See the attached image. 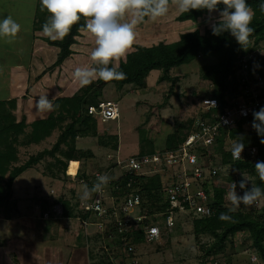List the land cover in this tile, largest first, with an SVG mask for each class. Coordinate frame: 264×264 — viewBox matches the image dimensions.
<instances>
[{
	"label": "rangeland",
	"instance_id": "1",
	"mask_svg": "<svg viewBox=\"0 0 264 264\" xmlns=\"http://www.w3.org/2000/svg\"><path fill=\"white\" fill-rule=\"evenodd\" d=\"M10 1L13 4V9L16 11H18V8L21 9L20 12H14V16L12 17L18 18V14L20 15V19L22 20L21 28L24 31L25 38L20 42V46L23 44V47L21 46L23 50L21 49L22 52H20V55H13L12 57L0 56V66L4 65L6 61L11 60L13 63L8 67L16 74L13 76V81L14 83L19 81L22 83L24 82L23 79L27 77V74H17L14 70L16 67L22 66L23 70L26 69L28 72L39 75L41 72H44L47 69L50 70L53 67L59 56V48L50 45L48 41L51 39L45 36L42 30H38V28L35 30V27H33L35 22L33 23L31 20H36L40 0H37L36 4L34 0ZM5 2L7 3L8 0H0V6ZM26 13H29V15L24 16L23 14ZM181 14L182 13L177 9L174 0H171L167 14L155 19L149 17L147 21H142V19L139 18L138 22L134 25V30L136 32L135 41L131 50L127 54L134 50L135 45L153 46L160 41L173 42L179 39L180 35L183 33L197 29L204 31L220 19L219 11H208L204 18L198 22H181L178 20ZM133 18L134 17L131 13H127L124 22H131ZM37 19L39 20V18ZM31 28L34 31H32ZM28 31H31L32 35L35 36L36 41H33V44L35 43V47L36 44H38L36 50L31 47L29 48L28 46V43H30V40L28 39L30 33ZM19 37L21 38V35ZM42 44L43 48H41ZM249 46L251 47L248 48L247 53L250 55L249 58L254 57L257 55L256 52L261 50L260 57L257 58L258 64L261 66L263 63L262 59L264 58L263 45L257 48L254 45V42H250ZM94 48L95 37L86 29L81 31L76 38V43L71 48L73 52L72 55L68 57L60 67L55 68L51 73H47L43 80L35 81L32 84L28 83L31 85L29 94L31 97H29L24 104V108L31 112V116H33L32 118L35 122L42 118L45 119V113L39 112L36 109V102L41 95H47L49 100L56 97L55 99L57 100L63 97L73 96L82 90L84 86L80 85L73 73L78 67L91 68L95 66V62L91 59V51ZM28 50H30L31 54H28ZM126 56L116 62V67H119L121 61H125ZM18 57L21 62L20 66H16L14 63L18 61ZM215 63H217V59L210 56H201L191 64L173 69L171 71L173 82H159L162 71H152L146 79L147 88L145 89H140L132 85L126 86L124 89H118L114 84L108 85L103 90L102 95L99 96L98 102H113L116 107L119 108V118L117 120L106 122H101L99 118H94L97 121L98 136L77 138V150L84 151V154L80 155V167L78 172L81 171V169L82 171L87 170L93 184L96 182L98 174L105 173L111 177L110 182L116 183L121 177H124L127 174V171L130 170L128 165L126 167V163L129 164L133 158H137L140 155H150L147 154V152L152 148L155 149L154 154L166 151L168 149L167 140L171 134L176 130L186 133L189 131L193 122V126H195V122L198 118H203L207 115L203 110V99L211 90H213V85L211 82L203 79V69L205 66ZM253 69H251L252 74L251 71L249 72L247 69L241 70L237 74V79L244 76L253 79L255 76ZM11 70L6 74V77L9 76ZM23 70H18V72L21 73ZM247 82L251 84L252 81ZM251 87L254 88V86ZM57 93L58 95L56 96ZM238 96L235 99L240 100L241 97L238 98ZM1 97L2 94H0V98ZM230 101L232 102L233 99H230ZM6 108L7 107H5V109ZM18 115V113H15L16 117ZM27 115L29 114L24 113V116L19 115L18 121H21L24 117L26 122L29 121L28 126H30L32 120L31 117L28 120ZM66 123H69V120ZM66 123H64V125H66ZM252 123L253 122L250 121L244 126V131L247 135L256 132L252 127ZM79 127L82 130L87 129L82 125L78 126V128ZM31 132L32 128L28 127L25 130V133L18 138L19 144L16 145V148L18 151L17 154L19 155V161L16 163L17 166L24 165L31 157L38 155L42 150H51L57 143L61 133L60 130L57 129L51 136L40 142L38 146H33L34 148L31 146L25 147L29 144H24L23 142H25L26 136ZM116 143L118 144L117 150L113 149V146L116 145ZM2 145L3 144H0V147L5 151L6 149L3 148L6 147ZM61 149L65 152L68 147L62 145ZM209 150H212V152H208L210 155L221 157L220 151H215L213 149ZM143 151L146 153L144 152L145 154H141ZM203 153L204 155L201 157L200 164H205L206 161H208L207 156H205L206 152L202 151L201 154ZM245 156L246 155H242L243 159ZM58 157L63 161H67V159L59 153ZM175 160H177V162H174ZM158 161V164H155L154 166H150V164L147 168L139 170L138 173H146V176L149 177L159 173L161 175L160 178L163 181L162 183L168 186V188H172L177 183H179V185H182L183 183L184 185L187 184L185 186L189 187L190 192L192 190L200 191L202 188L204 190L211 189L214 185L225 187L228 184V187L230 188L231 184L229 179L232 176L234 178L231 182L233 181L236 183H238L237 181L241 180L243 177L248 181L253 178V176L247 174L233 173L232 166L223 164L219 165L220 161L218 160L210 164V167H213L212 164L214 163V165H219L214 167L216 168L217 174L213 173L211 169H206L205 172L207 178L201 182L196 180V175H194V177L191 176L194 174L192 169H195L196 167L190 165L189 159L186 155L179 159L177 157L172 158L169 156L165 163L172 166L170 169H165L164 165L162 166L161 160ZM170 162L172 164H170ZM53 163L54 159L47 157L40 162L39 166H37V171L35 170V176L33 177L37 178L36 176L38 172L40 173L38 180H40L42 176L48 179L44 178V182L38 181V186H35L36 189H33L32 192L24 191L22 194H19V189H16V192L18 193L17 196L21 199V216L18 220H32L34 218L35 227H43L45 229V231L44 229L39 230L42 233L39 237V242L42 243H40L38 248L43 254V261L40 263H56V255L51 257V252L46 250V248L51 246L53 248L63 249V253H61L60 256V259L63 260L61 264H91L93 262L90 260V253L98 258H112L115 264H125L127 259H129L126 249L118 246L115 243V239L105 238V240L102 241H95L94 239L96 233L100 232L101 228H104L106 231L107 229H115L113 225H111L113 221H92L93 223H88L87 226H85L79 218V216H81V211L86 209L88 202L91 201L94 194H92V197L88 201L82 202L80 196L83 192V184L78 180V177L70 178L68 176L66 178L61 170L62 166H58V164H54L55 167L52 166L53 171L46 170L53 165ZM14 167L15 166L12 164V169ZM45 170L46 173L49 174H43V171ZM149 171L152 173H148ZM171 172L173 173L172 176ZM29 173H32V170L24 173L21 177L26 178V175ZM182 177L184 178L182 179ZM9 178L10 174L8 173L7 176H5L4 182H0V195H3L1 190L2 185L6 183ZM174 178L178 179L173 181ZM195 181H198L199 184H195ZM105 189L107 188H104V190ZM108 189H111V186ZM108 189L107 193H105L106 197L110 196ZM14 193L13 190L12 200L9 203L10 210L7 215L15 216L14 219H17L18 217L14 215V208L17 205V202L14 200ZM40 195H42V197H47V201H42L39 205L42 208V211H34L33 207L37 197H41ZM184 195H186L185 192H183L181 196ZM61 196H65L66 199L72 200L74 204L79 202V208L74 210L76 217L70 219L64 218L56 221L44 220V210L48 211L51 206L48 199L49 201L54 202ZM192 196L193 195L190 193V197ZM182 202V200L175 201L174 206L180 205ZM260 206L261 205L258 207ZM251 209H254V207ZM37 214L39 215L38 217ZM130 214H132V216L138 214V209L130 211ZM5 215V213L1 214L0 218H9ZM156 215L158 218L154 217V219H157V222L161 219L163 220L160 214ZM194 219V216H191L189 212L184 211L180 215L176 214L175 222L177 221V223L172 230L163 231L162 223L160 227L163 232L158 241L154 243L145 242L143 245L136 247V258L139 260L140 264H214V262H219L220 264H264L259 257L256 261H253V256L259 255L252 248V240L248 232L237 234L232 240H228L227 248L224 253L207 257L206 253L214 243L215 238L209 235L198 237L194 232ZM5 222L4 226L2 225V229H4L3 234L0 233V238L4 241L0 244V247L2 248L3 246L7 248L9 243L8 235L11 236L12 234L10 232L11 230L8 229L11 221ZM11 223L14 224V221ZM17 225L19 226V224ZM13 228L17 229V226L15 225ZM80 229L83 230L81 231ZM84 231L88 232V236L84 234ZM13 235L16 234H12V236ZM87 238H90L89 241H87ZM10 240L12 243L6 251L7 254H5V256H9L12 259V264H23L22 259L24 258V255H30L31 252L35 250V246L32 245V242L35 243L36 239L31 240L28 238L26 241L24 237L20 238L16 236L12 237ZM4 243L7 244L4 245ZM13 244L16 248L12 247ZM73 247L77 248V252L70 257L68 254L71 253V248ZM21 250H23V252H21ZM10 251L13 253V256H11L12 253ZM24 251H26V253ZM33 254L36 256L37 251H34ZM1 255L3 256H0V263H4V252H2ZM28 259H31V256H29ZM75 259H77V261H75ZM28 264H31V262H28Z\"/></svg>",
	"mask_w": 264,
	"mask_h": 264
},
{
	"label": "trees",
	"instance_id": "2",
	"mask_svg": "<svg viewBox=\"0 0 264 264\" xmlns=\"http://www.w3.org/2000/svg\"><path fill=\"white\" fill-rule=\"evenodd\" d=\"M169 3H171V0H169ZM247 3L254 12V18L250 25L254 31L249 37V40L250 42H254L257 48L262 45L264 47V12H261L259 7L260 4L264 3V0H247ZM223 8V4L218 6L219 10H223ZM207 12V9L190 10L189 12L182 13L178 20L181 22H198L204 18ZM48 17L49 13L46 10L42 11L41 3H39L34 25L35 30H37L36 28L42 30V25L47 21ZM37 18H39V20ZM148 18L149 17L146 16L141 19L142 21H147ZM218 21H216L215 24ZM85 25L86 19L81 17L80 21L72 27L69 34L63 40L48 41L50 45L59 48L58 59L50 70L60 67L63 62L72 55L73 52L71 48L76 43V38L81 32V28H84ZM248 48H251L249 44L246 47H242L229 32H223L218 36L213 35L211 27L206 28L204 31L197 29L183 33L180 35L179 39L173 42L160 41L153 46L135 45L134 50L127 54L125 61H121L119 67H117L118 70H122L126 73L125 79L119 81H104L96 77L92 83L84 86L79 93L71 97H63L54 101V104L59 105V107L55 111L49 112L45 119L36 121L30 126L26 124L25 118L18 122L15 116V111L17 110L16 99L8 102L0 101V144L6 147L3 148L6 149L5 151L0 147V182H4L5 176L8 173L10 174L9 180L4 183L1 188L3 195H0V217L1 214L5 213V216L9 217L6 219H14L15 216H8L7 214L10 210L9 203L12 200L13 184L15 180L29 169L40 164V162L47 157L53 158L54 163L49 168L47 167L48 169L46 170L53 171V167H55L54 164H58V166H62L61 170L66 178L68 176L70 178L77 176L82 184H87L89 188H91L93 183L87 170L82 171L81 169V171L78 172L80 167V155L84 154V151L77 150L76 140L80 137L98 136L97 121L93 116L89 115L88 108L92 105L99 104L98 98L108 85L114 84L118 89H124L129 85L145 89L147 88L146 79L152 71H162L159 82H173V78L171 77V71L173 69L191 64L201 56H210L217 59V63L205 66L202 77L205 81L211 82L213 90H211L203 100L217 99L219 106L213 109V111L223 112L226 107L233 105L230 99L237 98L239 94H242L245 99H248V95L245 92L246 88L244 87L247 86V84L243 85L237 79L238 71L243 67L242 62L245 57L248 56ZM260 52L261 50L256 52L257 55H255V59H250L249 64L257 61V58L260 57ZM262 61L264 66V58ZM5 107L7 108L5 109ZM253 119L252 115L248 119L239 121L234 127L221 132L211 148L215 151H220L221 157L217 155L212 156L208 153L212 152V150L203 149V151L206 152L205 156L208 158L204 168L211 169L210 164L219 160V165L232 166L233 173L253 176L251 180L252 184L264 188V182L260 181L255 171L256 162L264 161V144L261 143L264 137L259 136L257 132L247 135L244 131L245 124L250 121L253 122ZM68 120L69 123H66ZM64 123H66V125H64ZM193 123L186 133L176 130L168 137V150H176L186 141L188 135H190L192 131ZM80 125L85 126L87 129L82 130L80 127L78 128ZM28 127L32 128V132L26 136V140L23 142L24 144H39L47 137L51 136L57 129L60 130L61 133L57 143L51 150H44L38 155L31 157L24 165L14 167L11 171L12 164L18 161V151L16 148V145L19 144L18 138L25 133ZM237 137L242 138L244 150L248 151L252 148L257 149L255 158H251L249 154H246L243 160L233 159L231 154V143ZM62 145L68 147L67 151H62ZM113 149H118L117 143L113 146ZM144 152L145 151L141 154L146 153ZM58 153L65 157L67 161L60 159ZM154 153L155 149L153 148L147 152V154L150 155ZM214 164L212 165L219 166ZM46 170L43 174H49L46 173ZM132 177V175L126 174L116 183L113 182L114 188L119 187L117 190L113 191V196L118 197V193L123 195L124 193L131 192L127 184ZM233 178V176L230 177V183ZM132 187L137 189V194L142 197L141 214H147L152 218L155 214L166 212V210L170 208L169 202L165 204L162 203L164 199L161 193V178L159 175L137 177ZM229 190L228 184L225 187L214 185L213 188L205 190L212 200V212L208 217L194 219V232L198 237L209 235L215 238L214 243L206 253L207 257L224 253L227 248L228 240H232L237 234L248 232L252 240V248L264 262V204H261L260 207H245L241 205L239 208L232 210L231 203L227 199V192ZM117 191L119 192L117 193ZM241 195H243V193ZM55 202L62 204L65 219L76 217L74 210L79 208V202L73 204L69 199H66L65 196H61L59 199L55 200ZM253 207L254 209H251ZM221 213L227 214L229 219L221 220ZM167 214L168 212H166V215ZM14 215L17 217L20 216V212L16 208H14ZM79 218L81 221L87 220L90 223H93L92 221H99L98 218H94L91 213L85 210L81 211V216H79ZM148 223V221H145L139 225L133 224L129 228V232L123 235L118 233L117 227L111 230L107 229V231L102 229L100 232L96 233L94 239L95 241H102L105 240V238L115 239V243L125 249L124 242L122 241L123 238H126L128 242L138 247L146 242L144 226ZM89 239L90 238H87V241H89ZM90 254V260L93 262L91 264H115L112 258H98L94 254ZM127 255L129 258L127 261L134 258V256Z\"/></svg>",
	"mask_w": 264,
	"mask_h": 264
},
{
	"label": "clouds",
	"instance_id": "3",
	"mask_svg": "<svg viewBox=\"0 0 264 264\" xmlns=\"http://www.w3.org/2000/svg\"><path fill=\"white\" fill-rule=\"evenodd\" d=\"M40 3L41 10L49 13L47 21L42 25V31L51 40H63L81 17L86 19V25L81 31L86 28L95 37V48L91 51V59L95 66L78 67L73 73L81 86L89 85L96 77L104 81L125 79L126 73L118 70L116 62L124 58L134 44L136 38L134 25L139 18L148 16L155 19L167 14L169 9V0H40ZM174 3L181 13L201 9H207L209 12L219 11L220 19L211 26L212 34L218 36L223 32H229L242 47L250 43L249 37L254 31L250 27L254 12L247 0H174ZM220 4L224 5L223 10L218 9ZM259 7L260 11L264 12V3ZM127 13L134 17L131 22H124ZM20 31L21 25L12 16L0 19V39L11 43ZM55 98L49 100L47 95H41L36 102L37 111H55L59 107L53 102ZM253 118V129L259 136L264 137V107L253 112ZM261 143L264 144V139ZM243 151L242 138H235L231 146L233 159H241ZM255 171L260 181L264 182V161L256 162ZM110 180L108 174H98L91 188L83 184L81 201H88L93 193H102ZM248 182L245 177L239 182L243 195L237 193V183H231L227 199L232 210L241 205L251 207L264 204V188L255 184L248 188ZM220 219L227 220L229 217L221 213ZM257 259L258 256L254 255L253 261Z\"/></svg>",
	"mask_w": 264,
	"mask_h": 264
},
{
	"label": "built area",
	"instance_id": "4",
	"mask_svg": "<svg viewBox=\"0 0 264 264\" xmlns=\"http://www.w3.org/2000/svg\"><path fill=\"white\" fill-rule=\"evenodd\" d=\"M249 56L250 55L248 54V56L245 57L242 62L243 67L238 71L239 73L241 70L247 69L250 72L251 69L254 68L253 72H255V76L253 77V79L246 78L245 76L238 79L241 84H247V86L244 87L246 88L245 92L248 95V99H245L242 94H239L238 98L241 97V99H233V101L231 102L233 103V105L226 107L223 112L213 111V109H216L219 106V102L217 99H205L203 101V110L207 115L196 120L195 126H193L190 135H188L186 141L182 145H180L178 149H167L166 151L159 152V154L146 156L140 155L137 158H133L129 164L126 163V167L128 165V167L130 168V170L127 171V174L133 176L132 178H130L129 183L127 184V187L129 190H131V192L124 193L122 195L121 193H118L119 191H117V195L119 196H113V191L117 190L119 187L114 188L113 182H109L105 188L108 189L111 186V189H108L110 196H105V193H107V189L103 190V192L99 194L93 193L94 195L91 201L88 202V205L84 210L91 213L94 218H98L99 222L113 221L111 225H113L114 228H118V233L120 235L129 232L128 230L133 224L139 225L145 221H148L149 223L144 226L146 239L145 241L147 243H154L158 241L163 231L172 230L177 223V221L175 222L176 214L180 215L182 214V212L187 211L191 214V216H194L195 219L210 216L212 212V200L203 188L200 191L192 190L190 192L189 187L185 186L187 184L184 185L182 183V185H179V183L177 182V184H175L172 188H168V186L162 183L163 181L161 180V193L164 199L163 204L169 202L170 208L166 210V212H168L167 215L166 212L157 213L160 214V216H162L163 218V220L161 219L159 222H157V219H154V217L158 218L156 214L152 218L147 214H141V205L143 200L142 197L137 194L138 190L134 189L132 186L137 177L146 176V173L139 174L138 171L147 168V166H149L150 164V166L158 164V160H161L162 166L164 165L165 169H170L172 166L165 163L167 162V158L169 156L172 158L177 157L179 159L186 155L189 159L190 165L196 167L195 169H192V172L194 174H192L191 176L194 177V175H196V180L201 182L207 178L205 170L209 168H204V163L200 164L201 157H203L204 155V153L201 154L203 149H211L217 137L220 136L222 131L234 127L241 120L250 118L253 115V112L259 111L261 107H264V66L263 63L260 66L258 64V61L249 64L250 59H255V56L252 58H249ZM246 80L252 81L251 84H249ZM251 86H254V88H252ZM88 113L94 118H99L101 122H106L117 120L119 118L120 112L119 108H117L113 102L105 101L100 102L98 105L90 106L88 108ZM246 154H249L251 158H255L257 149L252 148L248 151L244 150L241 154V157L242 155L244 156ZM235 160H243V157L241 159ZM174 162H177V160H175ZM170 164L172 163L170 162ZM214 167L216 166L210 168L212 169L213 173L217 174L216 168ZM148 173L152 172L149 171ZM154 175L161 176L159 173H156ZM172 175L173 173L171 174V176ZM183 178L184 177H182V179ZM177 179L178 178H174L173 181H176ZM198 181H195V184H199ZM240 181L241 180L237 181L238 183L236 188V191L239 195L243 193V191L239 188ZM247 186L248 188L252 186L251 180L248 182ZM183 192H185L186 195L181 196ZM190 193L193 195L192 197H190ZM177 199L182 200L183 202L180 205L174 206L175 201H178ZM50 205V209L48 211H44L43 219L47 221L64 219V209L62 204L54 201ZM38 207L40 206L38 205ZM135 209H138V214L132 216V214H130V211ZM82 223L83 225L87 226V224L90 222L84 220L82 221ZM162 223L163 231L160 227ZM102 229L104 228H101V230ZM122 242H124L126 253L130 256H134V258H131L126 262V264H140L139 260L135 258L136 247L128 242L126 238H123ZM214 264L220 263L214 262Z\"/></svg>",
	"mask_w": 264,
	"mask_h": 264
},
{
	"label": "crops",
	"instance_id": "5",
	"mask_svg": "<svg viewBox=\"0 0 264 264\" xmlns=\"http://www.w3.org/2000/svg\"><path fill=\"white\" fill-rule=\"evenodd\" d=\"M36 1L37 0H34L35 4H36ZM20 11H21V9H19V8H18V11H16L15 9H13L12 2L10 0H8L7 3L5 2V3H3L0 6V19L5 18V17H7L9 15L10 16H14V12H20ZM23 15L24 16H28L29 13H26V14H23ZM18 16H19L18 18H13V17L12 18L21 25L22 20L20 19V15L19 14H18ZM31 21L33 23L35 22L34 19H32ZM31 30L34 31L32 28H31ZM28 32L30 33L29 38H28L30 40V43H28V46H29V48L31 47L32 49L36 50L37 47H38V44H36V47H35V43L33 44V41H36L35 40V36L32 35V32L31 31H28ZM20 35H21V38L19 37ZM23 38H25V35H24V31L21 28V31H20L19 35L17 36V38L13 42L8 43V42H6L5 39H0V56H2V57H6V56L12 57L13 55L14 56H19L20 55V52H22V50H23V48H22L23 47V44H21L22 47L20 46V42H21V40ZM57 40H59V39H57ZM41 48H43V44H42V47ZM28 54H31L30 50H28ZM17 59H18L19 62L16 61L14 63L16 64V66H20V63L21 62L19 60V57ZM12 63L13 62L10 60V61H6L4 65H1L0 66V94H2V97L0 98V101L8 102V101H11L13 99H16L17 100V110H16L15 113H18L19 115H22V116H24V113L25 114L28 113L29 114V115H27L28 116V120L31 117V120H32V123H33V122H35V120H33V118H32L33 116H31L32 115L31 112L28 111V110H26L24 108V104L26 103V101L28 100V98L31 97V95H29L30 94V86L31 85H29V84H32L35 81L43 80L44 76L47 73H51L52 71H54V69L53 70L47 69L46 71L41 72L42 74L40 73L39 75H36L35 73L26 71V69L23 70L22 66L21 67H16L14 70L16 71L17 74L20 75V74H24L25 73V74H27V77L25 79H23L24 82H22V83L20 81L17 82V83L16 82L14 83L13 76L16 75V74L13 73L12 70L8 67ZM9 70H11V72H10L9 76L6 77L7 76L6 74L9 72ZM18 70H20V71L23 70V71L21 73H19ZM68 97H71V96H68ZM44 113H45V117H46L49 112H44ZM18 116H17V120H19L18 119ZM39 120H43V118L42 119H39ZM39 120H36V121H39ZM28 122H26L27 125H28ZM29 146H31L32 148H34L35 146H38V144H29L28 146H25V147H29ZM43 151L44 150H42L41 152H43ZM18 161H19V159H18ZM16 163L15 164L13 163V166L20 167V166H17ZM39 165L40 164H38L37 166H39ZM37 166H34L33 168H31V169H29L28 171L25 172V173H27V172H29V171L32 170V173L27 174L26 175V178H24V177L22 178L21 177L24 174L23 173L21 176H19L15 180V182L13 184V190L15 192L14 193L15 194L14 195L15 196L14 200H15V202H17V205H16L17 207H15V208L19 210L20 216H21V208H20V201H21V199H20V197L17 196L18 193L16 192V189L17 188L19 189V191H20L19 194H22V192H24V191L32 192L33 189H36L35 186L36 187L38 186V181L44 182L45 179H48V178H45V177L42 176L41 179L38 180V177L40 175V173H38V172H37V176H36L37 178H34L33 177V176H35V172L37 171L36 170ZM11 169H12V167H11ZM43 173H44V171H43ZM40 196L41 197H37V199H36L35 205L33 207V210L34 211H42V208L41 207H38V205H40L42 201H47V197H45V196L42 197V195H40ZM70 201L74 204V202L72 200H70ZM48 202L49 203H52V201H49V199H48ZM20 216L17 219H14V220H8L6 218L5 219L4 218H0V233L3 234V230L4 229H2V228L4 226V223H6L5 221H11V222L14 221V224L11 223V222L9 223L10 224V227L8 229L11 230L10 232L12 234H16V235H13V236H12V234H11V236L8 235V237H9L8 238V241H9V243H8L7 248L5 246H3V248L0 247V251H1L0 252V256H3V255H1V253L4 252V258H3L4 263H0V264H12V262H11L12 259L9 256L8 257L5 256V254H7L6 251L8 250L9 246L12 243V241L10 239L12 237H16V236H18L20 238L24 237V239L26 241H27L28 238L31 239V240L36 239L35 243L32 242V245L35 246L34 247L35 248L34 251H37L36 256L33 254L34 251L31 252L30 255H24V258L22 259L23 264H28V262H31V264H41L40 262L43 261V258H42L43 257V254L39 251V248L38 247L40 246V243H42V242H39V237L41 236L42 233L39 230L40 229H44V228L43 227H40V228L35 227V222H34L35 219L34 218L32 220H28V219L18 220L20 218ZM38 216L39 215L37 214V217ZM43 223H48V222H43ZM17 224H19V226ZM15 225L17 226V229L16 228H13ZM18 228H19V230H18ZM15 229H16V231H15ZM17 230H18V232H17ZM80 230L82 231L83 229H80ZM44 231H45V229H44ZM80 232H79V235H80ZM84 234L86 236H88L87 235L88 234L87 231L86 232L84 231ZM2 242H4V241L0 238V244ZM6 244L7 243H4V245H6ZM12 247L16 248V246L14 244H13ZM46 250H49L51 252V257H54L53 255H56V261H55L56 263L55 264H61V262L63 260L60 259V256H61V253H63V249H61V248H53V247L49 246L48 248H46ZM71 250H72L71 253L68 254V256H70V257L72 255L76 254L77 248H74L73 247V248H71ZM21 252H23V250H21ZM24 252L26 253V251H24ZM11 256H13V253H12ZM29 256H31V259H28ZM75 261H77V259H75Z\"/></svg>",
	"mask_w": 264,
	"mask_h": 264
}]
</instances>
